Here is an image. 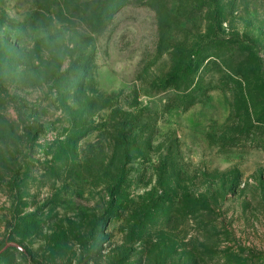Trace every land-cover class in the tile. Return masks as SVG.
I'll return each mask as SVG.
<instances>
[{
	"label": "rangeland",
	"instance_id": "374dc122",
	"mask_svg": "<svg viewBox=\"0 0 264 264\" xmlns=\"http://www.w3.org/2000/svg\"><path fill=\"white\" fill-rule=\"evenodd\" d=\"M263 115L264 0H0V264H264Z\"/></svg>",
	"mask_w": 264,
	"mask_h": 264
},
{
	"label": "trees",
	"instance_id": "16d2710c",
	"mask_svg": "<svg viewBox=\"0 0 264 264\" xmlns=\"http://www.w3.org/2000/svg\"><path fill=\"white\" fill-rule=\"evenodd\" d=\"M193 63V62H192ZM189 64V66L186 68V72H189L192 73L193 69L196 67L195 64ZM192 65V66H191ZM194 65V66H193ZM264 117V115H263ZM252 135V134H250ZM255 147V146H254ZM257 147H261V146H257ZM211 204L209 202V200H207L205 197H204V211L207 213V215H210L211 217Z\"/></svg>",
	"mask_w": 264,
	"mask_h": 264
},
{
	"label": "water",
	"instance_id": "95a60500",
	"mask_svg": "<svg viewBox=\"0 0 264 264\" xmlns=\"http://www.w3.org/2000/svg\"><path fill=\"white\" fill-rule=\"evenodd\" d=\"M14 246H16V247H17V245H14Z\"/></svg>",
	"mask_w": 264,
	"mask_h": 264
}]
</instances>
